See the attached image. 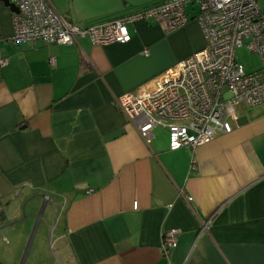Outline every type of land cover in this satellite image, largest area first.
<instances>
[{
    "label": "crops",
    "instance_id": "0c3cea01",
    "mask_svg": "<svg viewBox=\"0 0 264 264\" xmlns=\"http://www.w3.org/2000/svg\"><path fill=\"white\" fill-rule=\"evenodd\" d=\"M48 1L85 26L168 0ZM184 11L124 43H13L0 1V264H264V101L192 150L159 125L142 141L114 104L203 46L197 1Z\"/></svg>",
    "mask_w": 264,
    "mask_h": 264
},
{
    "label": "built area",
    "instance_id": "2783aa9c",
    "mask_svg": "<svg viewBox=\"0 0 264 264\" xmlns=\"http://www.w3.org/2000/svg\"><path fill=\"white\" fill-rule=\"evenodd\" d=\"M186 1L168 0L128 15L79 26L67 21L48 0H11L17 11L11 12L12 35L8 40L70 44L86 36L96 45L124 43L130 37L127 27L134 20L154 22L164 32L185 24ZM196 1L195 18L203 46L152 77L149 85L113 99L142 141H147L152 127L165 128L169 150H192L217 132H229L236 120V102L255 105L264 101L261 0ZM240 45L258 56L260 64L255 70L245 72L235 61L234 49ZM53 62L49 57L48 63ZM42 199L46 201L48 197L43 195ZM176 234L175 228L162 232L160 248L166 258L175 246Z\"/></svg>",
    "mask_w": 264,
    "mask_h": 264
},
{
    "label": "rangeland",
    "instance_id": "374dc122",
    "mask_svg": "<svg viewBox=\"0 0 264 264\" xmlns=\"http://www.w3.org/2000/svg\"><path fill=\"white\" fill-rule=\"evenodd\" d=\"M261 4L264 6L263 3ZM261 4L260 6L262 7ZM261 10L264 11L263 8H261ZM234 59L237 63H239L242 66L245 72H250L255 70L260 64L258 56L255 53L248 52L245 49L244 45H240L239 47L234 49ZM2 210H4V207ZM51 234L52 233H50V237L52 236Z\"/></svg>",
    "mask_w": 264,
    "mask_h": 264
},
{
    "label": "water",
    "instance_id": "95a60500",
    "mask_svg": "<svg viewBox=\"0 0 264 264\" xmlns=\"http://www.w3.org/2000/svg\"><path fill=\"white\" fill-rule=\"evenodd\" d=\"M0 1H1L5 6H7L11 12H16V11H17L15 5H14L12 2H10L9 0H0Z\"/></svg>",
    "mask_w": 264,
    "mask_h": 264
},
{
    "label": "trees",
    "instance_id": "16d2710c",
    "mask_svg": "<svg viewBox=\"0 0 264 264\" xmlns=\"http://www.w3.org/2000/svg\"><path fill=\"white\" fill-rule=\"evenodd\" d=\"M262 1V0H261ZM260 4H261V2H260ZM48 197V196H47ZM50 200V198L48 197V201ZM52 203V202H51ZM0 206H3L4 207V205H0ZM0 213H1V211H0Z\"/></svg>",
    "mask_w": 264,
    "mask_h": 264
}]
</instances>
